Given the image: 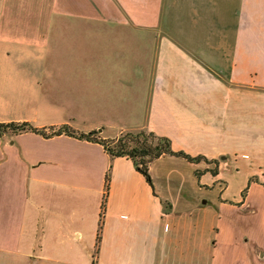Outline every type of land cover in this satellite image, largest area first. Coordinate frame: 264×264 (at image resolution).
<instances>
[{
  "label": "crops",
  "instance_id": "0c3cea01",
  "mask_svg": "<svg viewBox=\"0 0 264 264\" xmlns=\"http://www.w3.org/2000/svg\"><path fill=\"white\" fill-rule=\"evenodd\" d=\"M113 31L129 38L109 69L102 32ZM132 31L144 47L140 70ZM83 55L94 57L86 69ZM69 77L78 111H116L126 123L142 101V126L130 133L152 132L206 160L163 156L179 167L151 164L152 188L100 144L4 133L0 264H264V219L250 200L254 188L264 193V176L245 197L240 188L229 198L222 184L225 169H264V0H0V125H65ZM82 144L101 150L96 169H111L109 198L121 208L110 200L100 233V201L92 209L76 198L70 213V183L38 179V169H85Z\"/></svg>",
  "mask_w": 264,
  "mask_h": 264
},
{
  "label": "rangeland",
  "instance_id": "374dc122",
  "mask_svg": "<svg viewBox=\"0 0 264 264\" xmlns=\"http://www.w3.org/2000/svg\"><path fill=\"white\" fill-rule=\"evenodd\" d=\"M59 18L61 17L58 16L57 19L59 20ZM102 34L103 35H102V42H101L102 47L101 48L108 49V46H109V49H110V55H108L107 53L108 51H105L106 58L108 60L107 68L113 69L111 68L112 65L114 67L116 65V62L113 61L115 59L114 55L116 56V58L118 57L119 55L118 52L121 50V47L124 45V43L128 40L129 36L127 37L122 36L118 33V31H113L111 33L112 35H106V32L105 33L102 32ZM132 39H133V46H131V48H133L132 54L134 56V61H133L134 69L140 70V63L137 62V57H139L140 54L144 53L143 52L144 47H142L141 45V33L132 31ZM70 51L71 50H68V52ZM71 57L72 55L70 53V58ZM83 58H84V61L82 62L80 68L86 69V67L89 66V62H91L94 57H89L86 61H85L84 55H83ZM73 60H74L73 58L70 59L72 63L69 64V67H68L71 73L70 75H73V73H75L74 65L76 64V61L75 60L73 61ZM108 65H110L111 67H109ZM71 78L72 77H69L67 87L65 88L66 91L69 90V93L67 97L65 98V100H63L66 103V105L61 112L64 113V115L62 116V119L66 121V124L62 126H69L73 130L79 133L87 134V133L94 131V132H97L101 138L111 137L115 139L119 138L117 136H119L122 132H125L123 134L124 136L128 132L129 133L132 132L136 126L137 127L142 126V125H139L143 123V118H144V116L141 117V109L143 105L142 101L137 103L139 107L137 109H134L136 111L135 113L132 114L133 116L130 118V122H126V123L122 122L118 118L119 115H115L116 111L109 112L108 110H102L101 115L96 116V117L93 116L92 111L81 110L80 105H79V111H78L77 96L75 93L76 77H73V79ZM137 104H135V106ZM99 117L100 119H98ZM98 122H100L101 124L98 125ZM62 126L58 127L57 129H60ZM139 132L141 131L134 132L132 134H137ZM142 132H147V131H142ZM121 136L122 135H120V137ZM108 140L111 141L112 139H108ZM154 142H156V140ZM85 145L86 144H82V145H79L78 147H75V149H78L84 152L86 159L90 158L88 161H86V162H89L90 164L86 165L85 169H38L37 174H38V179H41L43 182L45 181L48 182L47 180H51L50 182H52V181H55L57 178L59 179L61 178L62 181L70 183L68 189H66L67 187L63 188L64 192H62L64 199L68 200V203H69L68 208L70 209V213L78 210L76 208H72V206L78 203L76 198H78L79 200H81V198H84V204H86V206L90 205L92 209H94V206L98 207V203L100 201L101 209H100L99 223H98V227H99L100 220H102V223L104 221L107 205H110V200H111L112 209L113 207H115L116 209H121V208H119L120 206L117 202L118 201L117 197H116V200L114 199V196L113 198H109L110 191L112 189V187L110 186L111 176H112L111 169H107V170L106 169H96V166L99 165V162H97L98 157L100 158V160L102 159V157H100V155H102V152H99L101 150H99L97 146L88 147ZM240 156H241V153H240ZM203 159L206 160L204 157ZM219 161L221 162V160ZM153 163H154L153 165L154 169H160V167H162V169H164V167H169L170 169H178L179 167L174 162L169 163L165 157L163 158L161 157L153 161L151 164ZM213 171L218 172L217 169H214ZM252 172H255V173H252ZM224 173H225L224 174L225 177L223 179L224 182L222 184L228 183L229 189L227 190L226 194L228 195L229 198H232L238 195L240 188H242L241 190L242 192L245 190L247 192L248 187L251 185V182H255L256 176L257 177L261 175L264 176V169H225ZM222 184L220 183V185ZM82 186H83V189H82ZM257 186L261 187L260 185H257ZM78 187H80V189ZM55 188L54 190L52 189L53 195L60 194V187H57L56 189ZM262 188L264 190V184ZM259 189L254 188L250 200L253 201V203L255 202L256 205H258V208H259L258 216L263 220L264 219V193L263 192L261 193ZM102 191H104V194L101 193ZM210 194L215 195L216 193L214 191V192H211ZM49 197L52 199L51 194L49 195ZM167 207L168 205L166 204L165 208ZM98 231H99V228H98ZM262 236H264V231H262ZM263 244H264V238H263ZM95 252L97 251L95 250Z\"/></svg>",
  "mask_w": 264,
  "mask_h": 264
},
{
  "label": "trees",
  "instance_id": "16d2710c",
  "mask_svg": "<svg viewBox=\"0 0 264 264\" xmlns=\"http://www.w3.org/2000/svg\"><path fill=\"white\" fill-rule=\"evenodd\" d=\"M33 132L41 135L44 138H52L55 136L67 135L92 143L100 144L111 158L125 157L134 163L136 170L146 179L148 184L154 188L152 177L150 174V165L153 161L165 156L181 157L191 163H198L203 160V157H192L183 151L176 152L172 148V142L166 137L158 136L152 132H139L137 134L126 133L124 136L111 141L101 138L97 132L79 133L69 126H62L60 129L50 127L47 129H38L27 123L21 125H0V136L8 131L14 132ZM156 140V142H154ZM214 176L217 171H211ZM246 195V190L243 192V197ZM105 206V205H104ZM103 217V216H102ZM103 223L100 220L99 233L102 231ZM98 233V243L101 237ZM97 251V250H96ZM97 254V252H95Z\"/></svg>",
  "mask_w": 264,
  "mask_h": 264
}]
</instances>
